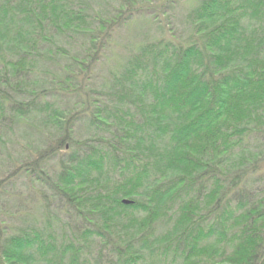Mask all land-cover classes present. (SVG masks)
Here are the masks:
<instances>
[{"label": "trees", "instance_id": "16d2710c", "mask_svg": "<svg viewBox=\"0 0 264 264\" xmlns=\"http://www.w3.org/2000/svg\"><path fill=\"white\" fill-rule=\"evenodd\" d=\"M193 1L0 0V264H264V0Z\"/></svg>", "mask_w": 264, "mask_h": 264}, {"label": "rangeland", "instance_id": "374dc122", "mask_svg": "<svg viewBox=\"0 0 264 264\" xmlns=\"http://www.w3.org/2000/svg\"><path fill=\"white\" fill-rule=\"evenodd\" d=\"M161 2L162 0H152L153 6L151 5L149 7V9L157 7L159 10V17L154 24H148L141 21L133 25V27L126 26L117 32L118 42L115 50L120 57H125L130 53H133V51L141 44L159 39H169L181 44L188 43L190 37L194 33L193 27L188 19L189 8L194 1L186 0L179 5L175 12L167 14L164 9H159ZM101 73L102 76H104L103 73L105 74V71H102ZM78 137L82 139L88 137V135H78ZM18 138L19 137H13L12 141H16ZM33 140V143H36V138H32V141ZM55 221L58 223V228H61L62 222H64V217L56 216ZM88 258L91 264H94L91 257Z\"/></svg>", "mask_w": 264, "mask_h": 264}, {"label": "water", "instance_id": "95a60500", "mask_svg": "<svg viewBox=\"0 0 264 264\" xmlns=\"http://www.w3.org/2000/svg\"><path fill=\"white\" fill-rule=\"evenodd\" d=\"M123 203H124L125 205H127V204H130L131 202L128 201V200H124Z\"/></svg>", "mask_w": 264, "mask_h": 264}]
</instances>
